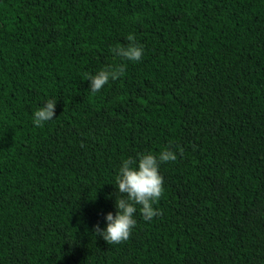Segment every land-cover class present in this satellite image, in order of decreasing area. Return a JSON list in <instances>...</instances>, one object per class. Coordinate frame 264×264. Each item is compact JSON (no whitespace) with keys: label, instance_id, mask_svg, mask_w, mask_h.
<instances>
[{"label":"trees","instance_id":"16d2710c","mask_svg":"<svg viewBox=\"0 0 264 264\" xmlns=\"http://www.w3.org/2000/svg\"><path fill=\"white\" fill-rule=\"evenodd\" d=\"M165 149L161 214L95 236L121 162ZM0 264H264V0H0Z\"/></svg>","mask_w":264,"mask_h":264},{"label":"clouds","instance_id":"9594fccd","mask_svg":"<svg viewBox=\"0 0 264 264\" xmlns=\"http://www.w3.org/2000/svg\"><path fill=\"white\" fill-rule=\"evenodd\" d=\"M129 44L110 48L116 57L123 60L139 62L144 55V49L135 42L134 34L127 36ZM126 66L119 64L115 67L108 66L95 74H86L90 91L95 94L100 91L110 80L115 81L124 76ZM56 100L45 101L33 113V123L42 127L44 122L54 119ZM179 153L183 148L176 146ZM176 154L171 149L162 150L159 155L152 153H138L136 158L129 157L121 162L115 185L118 197L115 196L116 213L108 212L104 215L106 226L102 229L99 225L93 226V233L99 235L106 243L118 244L129 239L133 228L136 226L135 213L137 206L142 218L150 221L154 216L161 214L154 208V204L163 196V178L159 174V165L164 162H175Z\"/></svg>","mask_w":264,"mask_h":264}]
</instances>
